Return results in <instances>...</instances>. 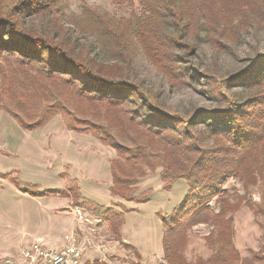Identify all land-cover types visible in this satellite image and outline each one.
Returning a JSON list of instances; mask_svg holds the SVG:
<instances>
[{"label":"trees","instance_id":"1","mask_svg":"<svg viewBox=\"0 0 264 264\" xmlns=\"http://www.w3.org/2000/svg\"><path fill=\"white\" fill-rule=\"evenodd\" d=\"M70 1L0 0V111L26 130L60 116L69 130L112 148V197L145 203L146 196L135 188L148 170H160L166 190L183 180V200L160 217V264H237L240 255L233 245L232 218L225 216L223 185L237 180L246 194L259 184L264 187V54L241 73L221 79L192 67L188 58L200 34L215 52L234 54L232 44L245 26L264 20V0H138V13L120 19L81 0V14L71 24L93 38L112 63L98 62L93 48L77 47L67 32L61 33L65 27L58 19L59 7ZM42 16L48 18V29L27 26V20ZM137 49L170 87L197 80L199 93L214 108L167 110L157 93L132 78ZM76 192L97 221H109L110 210ZM213 199L217 213L208 205ZM261 201L264 208L263 188ZM121 216L111 223L117 234L124 223ZM200 224L214 227L206 238L211 256L188 261V232Z\"/></svg>","mask_w":264,"mask_h":264},{"label":"rangeland","instance_id":"2","mask_svg":"<svg viewBox=\"0 0 264 264\" xmlns=\"http://www.w3.org/2000/svg\"><path fill=\"white\" fill-rule=\"evenodd\" d=\"M85 1L116 19L128 18L139 11L138 0H134L132 6L113 4L110 0ZM61 5L58 19L66 29H60L61 33L67 32L66 38L77 47L93 48L98 62L112 63L93 38L81 34L71 24V20L81 14V0ZM262 10L264 13V7ZM47 21L48 18L43 16L33 18L27 20V26L48 29ZM202 36L200 34L194 55L188 58L189 64L220 79L241 73L251 65L250 61L255 56L264 54L262 19L245 26L238 40L232 44L234 54L215 52L202 40ZM132 67V78L143 83L152 93H157L167 110L185 113L199 108L212 109L216 105L199 93L201 86L197 80L179 89L170 87L138 49L133 55ZM115 158L112 148L102 145L91 135L69 130L60 116L42 128L26 130L8 113L0 111V257L4 252L6 256L15 255L39 238L42 234L37 233L45 227L54 225L56 229L63 226L64 236L72 230L80 234L90 231L73 222L71 209L76 206L85 208L76 198L78 190L82 198L110 210L111 217L109 221L98 217L100 220L93 226L94 233L89 232L101 248L98 252L88 250L83 264H160L163 258L160 217L169 215L183 200L187 185L178 180L166 190L159 176L160 170H148L135 188L137 194L144 193L145 203L112 197L110 163ZM27 185L34 187L27 190ZM262 188L259 184L249 188L246 194L237 180L227 179L223 185L225 199L228 200L225 216L232 218L233 245L240 255L237 264H264ZM70 198L72 204L69 208H56ZM208 205L215 210L214 213L219 211L215 199ZM233 206L235 209L231 211ZM85 209L92 216L90 209ZM121 215L124 223L117 234L111 223L121 221ZM66 226L70 228L65 231ZM213 231L212 225L200 224L188 232L185 250L188 261L210 258L206 238Z\"/></svg>","mask_w":264,"mask_h":264},{"label":"built area","instance_id":"3","mask_svg":"<svg viewBox=\"0 0 264 264\" xmlns=\"http://www.w3.org/2000/svg\"><path fill=\"white\" fill-rule=\"evenodd\" d=\"M71 215L73 222L89 228L90 231L80 234L72 230L64 236L59 247H49L41 238H36L15 255L1 256L0 264H83L88 250L98 252L101 248L89 233H94L93 226L97 220L81 207H73Z\"/></svg>","mask_w":264,"mask_h":264},{"label":"crops","instance_id":"4","mask_svg":"<svg viewBox=\"0 0 264 264\" xmlns=\"http://www.w3.org/2000/svg\"><path fill=\"white\" fill-rule=\"evenodd\" d=\"M71 200L72 199L70 198V200H68L65 204H61L60 203V205H56V208H64V209L65 208H69V204H72V201ZM51 206H53V205H51ZM56 208H52V209L54 210ZM67 225H68V223H67ZM66 227L67 228H65V231H66V229L68 230L70 228L68 226H66ZM63 230H64V227L63 226L62 227L59 226V227H57L55 229V227L53 225L51 228H46L45 227L43 229V231H40L37 234H42L41 236H39V238H41L44 241V243L46 245H48L49 247H59L63 243V238H64L63 237L64 235L62 233V232H64ZM57 232H59V233H57ZM6 254L7 253L4 252V255L3 256H5Z\"/></svg>","mask_w":264,"mask_h":264}]
</instances>
